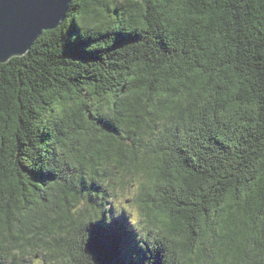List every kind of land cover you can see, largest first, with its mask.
Listing matches in <instances>:
<instances>
[{"label": "trees", "instance_id": "trees-1", "mask_svg": "<svg viewBox=\"0 0 264 264\" xmlns=\"http://www.w3.org/2000/svg\"><path fill=\"white\" fill-rule=\"evenodd\" d=\"M119 6L93 55L67 44L69 19L0 63V252L144 264L126 221L110 232L129 258L103 224L88 251L79 173L102 164L122 195L129 170L139 177L149 264H264V0Z\"/></svg>", "mask_w": 264, "mask_h": 264}, {"label": "clouds", "instance_id": "clouds-1", "mask_svg": "<svg viewBox=\"0 0 264 264\" xmlns=\"http://www.w3.org/2000/svg\"><path fill=\"white\" fill-rule=\"evenodd\" d=\"M123 0H119L115 4V13L111 12L113 8V0H85V4L81 5L80 0H76V6H73V0L67 3V9L63 18L58 25L65 24L71 20V27L67 30L66 42L70 47L78 48L83 46L82 55H93L90 48L100 39H108L109 36L103 35L105 31L104 25L108 24L111 27H117V17L122 9L119 4ZM69 13L71 15H69ZM73 25L76 26L77 34L69 38ZM118 41V37L130 40V37L124 36L120 32L112 33ZM107 170L102 164L96 165L94 170H89L88 167L82 169L79 173L80 195L82 198L83 210L77 214L79 226H87V231L90 235L88 240L89 246L93 239V226L103 224L106 228V234L103 243L106 247L113 249L118 246V252L124 258H129L131 253L130 239L125 237L117 238L111 234L110 230L114 224L127 222V228L135 238V247L138 255L132 253L130 258L133 260H143L144 264H149L148 253L143 252L140 248L142 244V230L151 231L150 226L137 217L134 211L135 196L139 184V177L135 170L130 169L125 179L126 193L121 196L118 184L114 183L112 174L106 175ZM93 193H103V199ZM125 231V230H124ZM128 236L127 231H125ZM126 250V251H122ZM33 256H26L23 245H7V252H0V264H25L26 261H31ZM43 264H57L55 258H42Z\"/></svg>", "mask_w": 264, "mask_h": 264}, {"label": "water", "instance_id": "water-1", "mask_svg": "<svg viewBox=\"0 0 264 264\" xmlns=\"http://www.w3.org/2000/svg\"><path fill=\"white\" fill-rule=\"evenodd\" d=\"M68 2L0 0V63L24 56L45 31L58 29Z\"/></svg>", "mask_w": 264, "mask_h": 264}, {"label": "rangeland", "instance_id": "rangeland-1", "mask_svg": "<svg viewBox=\"0 0 264 264\" xmlns=\"http://www.w3.org/2000/svg\"><path fill=\"white\" fill-rule=\"evenodd\" d=\"M125 194H127V193H125ZM121 196L123 197V195L121 194ZM134 211H135V213L137 214V216H138V209H137V207L135 206V208H134ZM30 264H33V262H31ZM37 264H40V263H37Z\"/></svg>", "mask_w": 264, "mask_h": 264}]
</instances>
